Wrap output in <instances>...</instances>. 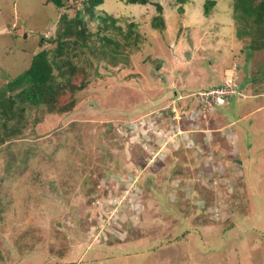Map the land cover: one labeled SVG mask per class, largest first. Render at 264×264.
Here are the masks:
<instances>
[{
  "label": "rangeland",
  "instance_id": "374dc122",
  "mask_svg": "<svg viewBox=\"0 0 264 264\" xmlns=\"http://www.w3.org/2000/svg\"><path fill=\"white\" fill-rule=\"evenodd\" d=\"M204 1L96 7L126 54L85 49L82 87L0 144V264H264V49L246 58L264 34L230 0L211 15ZM59 18L44 0H0V86L52 55Z\"/></svg>",
  "mask_w": 264,
  "mask_h": 264
},
{
  "label": "trees",
  "instance_id": "16d2710c",
  "mask_svg": "<svg viewBox=\"0 0 264 264\" xmlns=\"http://www.w3.org/2000/svg\"><path fill=\"white\" fill-rule=\"evenodd\" d=\"M71 1L73 0H44V4H53L60 13V30L56 31L53 38L57 44L52 50V55L50 54L51 51L47 49L40 50L33 55L27 69L0 86V144L23 131L28 109L40 106L47 107L52 111L60 109L59 100L61 96L69 89L73 91L82 87V84L79 86L73 84V78L76 73L80 72L84 77L87 73L83 69L78 70L74 57L79 56L85 49L91 54H106L110 50L111 59H119L120 62H122V56L126 54L124 45L119 42L120 39L112 33L105 32L116 25V16L110 13L95 14L96 7L102 4L104 0H82L84 8H78L73 16L65 11L71 5L69 4ZM124 1L134 4L149 2V0ZM217 1H204L205 14L211 15L217 10L215 8ZM230 5L235 12L237 11L235 14L240 20L246 19L249 24L250 19L259 30H263L264 34V0H230ZM157 8L159 14L152 17V25L158 30L164 31L166 21L160 13L162 7L157 4ZM83 11L90 12L104 25H101L95 32H91L88 29ZM136 27L137 23L131 22L127 32H123L122 39H125L126 44L131 43L132 35L135 38H140L139 31L136 32L135 30ZM117 29L122 31L120 26ZM262 40L253 39L251 44L246 47L247 60L252 58L256 52L264 49L263 36ZM93 56L95 59L92 61H96L98 64V55ZM245 68L247 69L248 66L246 65ZM56 69L58 73H56ZM251 79H255V74ZM244 85L245 81H242L238 87ZM238 90L236 86L234 94L228 97L241 95L242 93Z\"/></svg>",
  "mask_w": 264,
  "mask_h": 264
},
{
  "label": "built area",
  "instance_id": "2783aa9c",
  "mask_svg": "<svg viewBox=\"0 0 264 264\" xmlns=\"http://www.w3.org/2000/svg\"><path fill=\"white\" fill-rule=\"evenodd\" d=\"M219 90H221V89H219ZM222 90H224V93L223 94H221V96H220V99H221V101L222 102H224L225 101V99L229 96V95H231V94H233L234 92H235V88H233V89H231V90H227V89H222Z\"/></svg>",
  "mask_w": 264,
  "mask_h": 264
},
{
  "label": "crops",
  "instance_id": "0c3cea01",
  "mask_svg": "<svg viewBox=\"0 0 264 264\" xmlns=\"http://www.w3.org/2000/svg\"><path fill=\"white\" fill-rule=\"evenodd\" d=\"M260 104H262V101H261V103H260ZM261 107H264V106H261ZM261 107H258V108H261ZM250 113H251V112H250ZM232 123H233V122H232ZM232 123H231V124H232Z\"/></svg>",
  "mask_w": 264,
  "mask_h": 264
},
{
  "label": "bare ground",
  "instance_id": "6f19581e",
  "mask_svg": "<svg viewBox=\"0 0 264 264\" xmlns=\"http://www.w3.org/2000/svg\"><path fill=\"white\" fill-rule=\"evenodd\" d=\"M234 94V93H233Z\"/></svg>",
  "mask_w": 264,
  "mask_h": 264
}]
</instances>
